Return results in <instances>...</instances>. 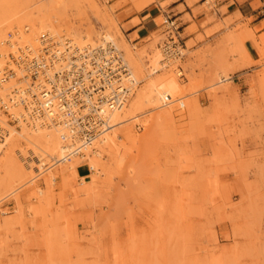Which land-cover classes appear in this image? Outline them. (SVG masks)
I'll return each instance as SVG.
<instances>
[{"label": "rangeland", "instance_id": "374dc122", "mask_svg": "<svg viewBox=\"0 0 264 264\" xmlns=\"http://www.w3.org/2000/svg\"><path fill=\"white\" fill-rule=\"evenodd\" d=\"M154 3L0 0V42L24 26L28 39L47 31L78 46L107 35L140 82L123 114L131 119L98 147L101 157L88 151L53 166L29 151L28 141L40 146L46 134L8 138L0 156L12 164L0 175V264H264V34L217 21L206 36L225 34L212 46L191 52L193 42L183 44L189 28L179 56L167 58L164 16L138 44L127 36ZM168 3L159 4L164 14ZM213 7L208 0L201 10ZM150 80L172 102L146 103ZM36 158L48 165L38 176Z\"/></svg>", "mask_w": 264, "mask_h": 264}, {"label": "built area", "instance_id": "2783aa9c", "mask_svg": "<svg viewBox=\"0 0 264 264\" xmlns=\"http://www.w3.org/2000/svg\"><path fill=\"white\" fill-rule=\"evenodd\" d=\"M164 24L163 54L178 56L180 29L170 18ZM23 30L28 33L27 26ZM4 43L8 53L0 66V85L14 84L9 87L14 95L10 101L28 114L31 124L46 120L62 125L67 160L83 157L109 132L108 115L122 110L137 88L123 52L111 42L78 47L67 38L43 32L35 46L11 33ZM8 106L0 98V110L7 115ZM2 137L0 133V141Z\"/></svg>", "mask_w": 264, "mask_h": 264}, {"label": "crops", "instance_id": "0c3cea01", "mask_svg": "<svg viewBox=\"0 0 264 264\" xmlns=\"http://www.w3.org/2000/svg\"><path fill=\"white\" fill-rule=\"evenodd\" d=\"M156 1L157 4L154 3L136 16L139 23L131 27L127 33V36L133 34L137 36L134 44H138L158 31L156 19L160 16L175 21L179 26L181 35L190 28L189 34L183 39V44L192 41L191 52H196L208 44L212 46L221 35L225 34L224 30H220L206 36L207 31H212L217 21L221 23L225 20L231 22V29L240 26L255 38L264 34V0H213L214 7L209 11L201 10V6L208 0ZM168 1L169 3L166 5L168 14H164L159 4ZM214 17L216 19L212 20ZM199 35L204 38L203 41H198ZM244 47L250 58L255 60L257 56L253 41L251 39L245 40ZM193 60L196 61V58H193Z\"/></svg>", "mask_w": 264, "mask_h": 264}, {"label": "bare ground", "instance_id": "6f19581e", "mask_svg": "<svg viewBox=\"0 0 264 264\" xmlns=\"http://www.w3.org/2000/svg\"><path fill=\"white\" fill-rule=\"evenodd\" d=\"M166 19L167 18H165V20ZM31 26H35V24L32 23ZM23 28L19 32L16 31V30H14L12 33L11 32L10 33L12 35H14V37L16 35L18 37H20V39H21V41L23 43H27V44H30V45L35 46L36 43H37L38 36L41 33H43V32H40L33 39H28L27 36L29 34V27H28V33H25L24 30H23ZM44 32H47V31H44ZM48 33L51 34L50 32H48ZM51 35H53V34H51ZM53 36H56L57 38H67L68 40L72 41L76 46H78L72 39H70L67 36H57V35H53ZM87 37L88 36L86 35L84 38H87ZM102 38L106 42L113 43V45L117 49H119L114 44V42H113V40L111 39L110 36L104 35ZM5 41H6V37L3 39L2 42H0V66H2V64L4 63L5 56L8 53V48H7V46L4 43ZM83 46H85V45H83ZM83 46H78V47H83ZM119 50H121V49H119ZM123 54H124V52H123ZM176 56L177 55H174L173 54L169 58L176 57ZM124 58L126 60L125 54H124ZM163 61L165 62L166 60L164 59L161 62H163ZM126 62H127V60H126ZM140 67H141L140 65L137 67V70L139 72L141 70ZM130 70H131L132 78H133L135 84H137L136 87L138 88V86L140 85V82H138L137 79L135 78V76H134V74L132 72L131 67H130ZM157 72H158V70H153L152 74H155ZM12 85H14V84L13 83L12 84L11 83H9V84L5 83V84H1L0 85V98L4 102H8L9 103V106H8L9 115L4 114L0 110V133H2V136H3L2 139H1V141H0V156H1L2 152L5 150V146H6V142H7L8 138L11 137V135H14V134H16L18 132H21L22 130H25L27 133H42V134H46V137L47 138H50V139L45 140L40 146H37V142H35V141H28V142L32 146L31 150H29L31 155H33V154L35 155L36 152H40V153H38L39 156L40 157H43V160H45V161H51L52 162L51 165H53V166H57V165H67V164L73 162L76 159L84 158L87 155V152L88 151H92L94 153V156L95 157H101L100 156V153H96L98 151V147H101V146H105L106 145L108 138L111 137L112 132L114 131L115 128H117L118 125H121L124 122H127L129 119H131L129 117L125 118V116L123 117V114L124 115H127L126 112H125L126 110H128L127 109V104L130 101V99L132 98V96H133V94H134L135 91L133 92L131 98L128 100V102L124 106V108H122V110L112 112V113H110L108 115L109 124L112 127L109 130V132L105 136H103L101 139H99L98 141H96L93 144L92 147L88 148L84 152V156L83 157L82 156H80V157H73L70 160H67L65 158L66 155H65L64 148H63V143H62L61 138H60L61 131H62V125H60L58 123H55V124L54 123H50L49 121H46V120H43V121L42 120H38V121H36V123L31 124V122L27 118L28 117V114L27 113H24V111L22 110L21 107H18V108L17 107H13V105H12V103L10 101V100H13V97H14V95L11 94L10 91H9V87H11ZM159 86L160 85H157V83H155V81L150 80L149 84L144 88V90L142 92V95H141L142 96V99H144V101L146 103L153 104L155 108L159 107V102H161V100H163V99H167L169 102H172V95L169 93V91L168 90H165L164 92H160L159 91V88H158ZM10 115L13 117L12 119L10 118ZM13 119H16V120L18 119L17 120L18 122L17 123H14V124L11 123V121H13ZM51 137H53L55 139L56 143H57L56 149H53L52 148L53 147V140L51 139ZM111 143L113 145H115L113 142H111ZM112 144H110V145H112ZM102 148L104 149V147H102ZM56 153H57V155L55 157V154ZM20 157H21V155H20ZM43 160L37 159L36 162H34L36 164H38V163L40 164V165H38L40 168H35L34 169V170H36V171H34V173L37 176L40 175L42 172H44L46 170V168H47L46 166H48V165L45 164V162ZM67 162H69V163H67ZM44 165H46V166H44ZM68 168L69 169H72L71 167H68ZM11 170H12V164L11 163H0V175H2V176L8 175L11 172ZM69 176H71V175H69Z\"/></svg>", "mask_w": 264, "mask_h": 264}]
</instances>
